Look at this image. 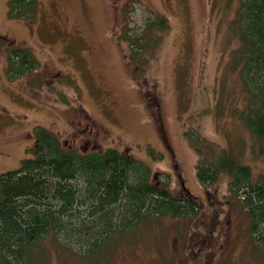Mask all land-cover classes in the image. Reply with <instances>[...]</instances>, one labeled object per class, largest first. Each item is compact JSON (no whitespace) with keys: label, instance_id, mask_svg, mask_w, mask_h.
<instances>
[{"label":"rangeland","instance_id":"374dc122","mask_svg":"<svg viewBox=\"0 0 264 264\" xmlns=\"http://www.w3.org/2000/svg\"><path fill=\"white\" fill-rule=\"evenodd\" d=\"M10 1L0 0V173L33 156L35 129L45 127L68 148L133 156L149 167V182L167 174L174 195L186 188L199 202L192 216L148 214L89 252L49 233L23 264H264L243 190H230L228 176L201 183L185 134L239 158L251 182L264 175V151L239 117L247 99L231 66L236 2L32 0L17 18ZM156 14L167 16L168 31L149 33L151 46L131 51ZM13 45L29 49L33 69L10 75Z\"/></svg>","mask_w":264,"mask_h":264},{"label":"trees","instance_id":"16d2710c","mask_svg":"<svg viewBox=\"0 0 264 264\" xmlns=\"http://www.w3.org/2000/svg\"><path fill=\"white\" fill-rule=\"evenodd\" d=\"M31 1L11 0L9 16L19 18L22 3ZM234 1L229 30L238 45L231 66L237 69L247 99L239 117L264 151V0H226L225 8ZM144 29L147 37H138L135 46L131 43V51L151 46L149 33L168 31L169 20L156 14ZM0 41L6 39L0 37ZM7 51L11 76L36 66L28 48L13 45ZM185 134L198 155L197 179L211 184L230 177L228 188L244 192L241 200L250 218V233L264 243V175L251 182L250 167L239 158L207 138H193L188 130ZM35 136L33 156L23 159L19 168L0 173V264H23L32 245L49 233L89 252L109 234L148 214L178 218L198 210L199 202L186 188L181 197L174 195L167 174L159 185L152 184L149 167L116 148L90 152L68 148L45 127L36 128ZM149 155L154 156L152 148Z\"/></svg>","mask_w":264,"mask_h":264}]
</instances>
